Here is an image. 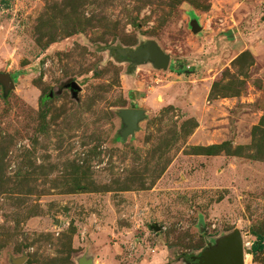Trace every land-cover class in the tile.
I'll return each instance as SVG.
<instances>
[{"label": "rangeland", "instance_id": "obj_1", "mask_svg": "<svg viewBox=\"0 0 264 264\" xmlns=\"http://www.w3.org/2000/svg\"><path fill=\"white\" fill-rule=\"evenodd\" d=\"M0 73V264H264V0H0Z\"/></svg>", "mask_w": 264, "mask_h": 264}, {"label": "water", "instance_id": "obj_2", "mask_svg": "<svg viewBox=\"0 0 264 264\" xmlns=\"http://www.w3.org/2000/svg\"><path fill=\"white\" fill-rule=\"evenodd\" d=\"M193 30H199V26L194 21ZM119 54L127 57L133 64L151 62L155 68L166 69L169 65L170 57L165 54L154 42H147L133 50L114 47ZM0 82L4 85H12L9 74L0 73ZM79 85L72 81L70 90L75 94L79 90ZM119 116L123 123L121 131L122 138L132 134L138 128V122L144 117V111L139 108H122ZM200 264H243L242 238L238 229H234L229 234L221 237L215 246L205 250L200 256H196ZM79 264H89L88 261H80Z\"/></svg>", "mask_w": 264, "mask_h": 264}, {"label": "trees", "instance_id": "obj_3", "mask_svg": "<svg viewBox=\"0 0 264 264\" xmlns=\"http://www.w3.org/2000/svg\"><path fill=\"white\" fill-rule=\"evenodd\" d=\"M263 241H264V234L257 235L256 240H254L250 246V249L248 250L249 253L254 254L257 250L261 249L263 247Z\"/></svg>", "mask_w": 264, "mask_h": 264}]
</instances>
